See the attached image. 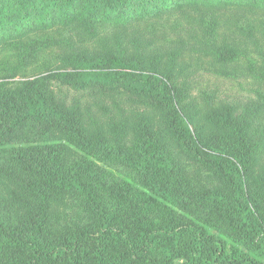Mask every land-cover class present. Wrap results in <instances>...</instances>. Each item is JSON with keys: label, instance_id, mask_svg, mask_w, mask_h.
Returning <instances> with one entry per match:
<instances>
[{"label": "trees", "instance_id": "trees-1", "mask_svg": "<svg viewBox=\"0 0 264 264\" xmlns=\"http://www.w3.org/2000/svg\"><path fill=\"white\" fill-rule=\"evenodd\" d=\"M232 5L264 9V0H0V46L16 56L0 58V158L14 164L0 173L24 174L30 197L19 214L0 207V264H264V181L252 173L264 140V71L244 49L218 43L215 11ZM195 7L204 8L201 51L218 64L244 60L258 85L242 104L192 89L171 63L148 61L136 39L131 48L121 39L75 51L56 65L46 52L59 44L54 26L94 37L107 25ZM35 63L32 79L11 82ZM60 87L89 98L118 90L148 98L167 139L144 117L129 147L91 132L76 105L56 97ZM199 113L208 135L191 129ZM40 126L81 156L64 163L63 147L34 143ZM178 155L216 184L194 179Z\"/></svg>", "mask_w": 264, "mask_h": 264}, {"label": "rangeland", "instance_id": "rangeland-1", "mask_svg": "<svg viewBox=\"0 0 264 264\" xmlns=\"http://www.w3.org/2000/svg\"><path fill=\"white\" fill-rule=\"evenodd\" d=\"M215 12L218 19V43L244 49L256 60L257 69L264 71V9L232 5L218 8ZM203 13L204 8L201 7L172 10L156 18L142 19L126 28L107 25L103 29L100 28L94 37L72 25L54 26L49 32L59 44L49 47L46 52L51 53L49 56L56 65L62 63L75 51L97 52L101 48H112L119 41L121 42V39L129 42L128 47L131 48V41L136 39L138 45L148 54V61L158 56L162 66L171 63L181 74L179 81L189 83L192 89L215 90L220 93L222 99L234 104H242L243 100L245 101L246 91L254 90L258 85L251 77L245 75L244 60L218 64L206 52L201 51L202 45L198 42V35L203 27V23L199 20ZM0 58L10 63L16 60L12 51H6L1 46ZM28 67L25 75L15 77L11 82L19 83L32 79L37 70H40L38 63L30 64ZM56 97L65 99L67 103H74L81 113L85 126L91 132L99 130L104 137L122 138L126 141L127 147L131 146L139 129L136 128L140 117L147 119L152 129L159 132L164 140L167 139L163 120L148 98L121 90L89 98L84 93L66 87H60L56 91ZM261 127H264V116ZM29 128L25 130L24 135L28 138L34 137V143L52 142L56 143V147H63L64 163L74 161L81 156V152L67 144L57 134L48 133L50 138L42 136L46 126L38 127L39 134L30 137V132L33 133L34 128ZM191 129L195 134L208 135L213 128L199 113L191 123ZM255 137L259 138V133ZM262 142L252 172L254 182L264 181V140ZM178 156L194 179L206 186L216 184L217 181L211 173L187 157ZM7 166L14 164L6 158H0V169H5ZM8 168L0 173V207L19 214L22 212L23 201L30 202L28 201L30 197L22 190L24 174L20 171L10 174Z\"/></svg>", "mask_w": 264, "mask_h": 264}]
</instances>
